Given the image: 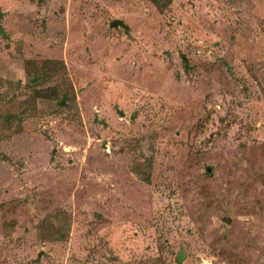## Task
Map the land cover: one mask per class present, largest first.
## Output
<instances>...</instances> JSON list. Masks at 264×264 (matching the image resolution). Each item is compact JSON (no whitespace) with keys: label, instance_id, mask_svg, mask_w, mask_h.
I'll return each instance as SVG.
<instances>
[{"label":"rangeland","instance_id":"rangeland-1","mask_svg":"<svg viewBox=\"0 0 264 264\" xmlns=\"http://www.w3.org/2000/svg\"><path fill=\"white\" fill-rule=\"evenodd\" d=\"M167 1L0 0V264H264V0Z\"/></svg>","mask_w":264,"mask_h":264},{"label":"trees","instance_id":"trees-1","mask_svg":"<svg viewBox=\"0 0 264 264\" xmlns=\"http://www.w3.org/2000/svg\"><path fill=\"white\" fill-rule=\"evenodd\" d=\"M159 9H162L165 5L167 0H151ZM119 24H121L119 22ZM60 64L59 61H51V60H46L42 63V72L40 77L47 76L48 71H52L53 69H56V67ZM39 77V75H38ZM37 78V77H35ZM47 95V91H40L38 92V96L42 97Z\"/></svg>","mask_w":264,"mask_h":264}]
</instances>
